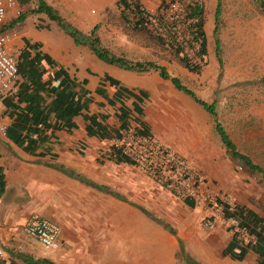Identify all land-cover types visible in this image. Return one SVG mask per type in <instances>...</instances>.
<instances>
[{
	"label": "crops",
	"instance_id": "0c3cea01",
	"mask_svg": "<svg viewBox=\"0 0 264 264\" xmlns=\"http://www.w3.org/2000/svg\"><path fill=\"white\" fill-rule=\"evenodd\" d=\"M43 1L81 33L87 35L93 30L99 44L111 54L130 61H153L136 41L124 36L118 42L110 17L119 15V10L106 9L110 1L96 0V9L87 11L82 9L80 0ZM259 3L263 5L260 0ZM28 11L20 13L24 14L21 22L8 27L11 42L18 51L24 47V41L37 43L38 49L56 64L47 69V74L61 68L75 80L86 92L83 98L87 105L82 114H104L105 124L116 129L119 106L123 104L130 112L129 129L137 127L134 120L142 121L153 137L192 162L206 182L222 193L234 194L239 183L231 173L220 142L210 131L209 115L200 105L160 78L156 70H126L108 64L98 59L88 45L75 44L44 14ZM243 15L259 17L255 10ZM13 16L14 12H9L5 20ZM26 18L30 24L19 25ZM244 24L247 33L250 27L258 28L262 22L247 19ZM43 30L52 32L40 33ZM258 35L259 30L257 42ZM159 64L169 74L167 65L162 61ZM104 76L118 81L134 97L118 89L120 98H113L115 87ZM95 89L102 93H95ZM7 98L15 100L6 97L0 101L6 126L11 114V106L4 105ZM133 106L140 110V115L133 111ZM262 110L256 107L252 112L259 117ZM71 122V127L45 131L46 140L33 151L0 135V245L8 264H26L24 258L45 259L51 264H184L177 255L178 241L187 256L199 264H257L256 255L250 250L241 260L222 256L231 237L226 227L216 225L208 230L200 218L186 217L172 222V234L150 219L138 218L130 208L116 205V162L109 152L110 147H116L114 138L87 136L81 115L72 117ZM181 202L186 209L193 210L194 206ZM236 204L264 218L246 201ZM116 206L123 208L122 215H116ZM30 214L58 224V249L45 250L24 233Z\"/></svg>",
	"mask_w": 264,
	"mask_h": 264
},
{
	"label": "rangeland",
	"instance_id": "374dc122",
	"mask_svg": "<svg viewBox=\"0 0 264 264\" xmlns=\"http://www.w3.org/2000/svg\"><path fill=\"white\" fill-rule=\"evenodd\" d=\"M105 1L107 3L110 1L106 5V9L117 10L115 0ZM193 1H197L202 6L206 44V54L203 58L205 64L198 72H191L183 68L172 50L167 45L162 46L155 40L154 34L156 33L151 29L157 25L156 15L159 14H162V19L166 23H181L182 17H184L182 6L187 3V0H174L165 11L157 10L160 0H140L145 12L153 16L150 19L153 26H149L151 35L144 31L133 30L124 25L119 15H112L110 20L116 26L117 40L120 42V37L123 39L125 36L136 41L148 53L145 54L146 56L158 64L161 61L165 63L169 74L176 76L186 87L193 90L198 98L206 102L215 101L216 118L237 150L249 156L254 163L264 169V111L262 110L259 117L258 114L252 112V109L256 107L264 109V6L260 5L259 0ZM217 2L219 4L217 37L219 36L220 66L214 55V35L212 34L213 12ZM34 4L35 0H28L21 6L17 4L16 12L12 18L20 13H26L34 7ZM80 5L84 11H87L88 8L95 10L97 1L80 0ZM244 10L245 13H243ZM252 10H255L259 17L242 16V14H246V11L251 12ZM12 18L0 24V33L10 32L6 26ZM247 19H260L262 24L258 28L250 27V31L246 33L244 22ZM28 24H30L29 18H26L19 25L27 26ZM2 28L4 29L1 30ZM258 30L259 42H257ZM50 32L43 30L40 33L48 34ZM12 49L13 54L17 55L18 49L14 42ZM184 52L192 60H197L191 50L185 49ZM247 87H249L248 93L246 92ZM208 122L210 131L216 136L210 117ZM221 147L224 150L222 145ZM224 154L225 159L232 167V175L239 183L234 194H226L217 190L211 182H206L192 162L185 159L211 198L209 204L205 203L200 207H194L193 210L186 209L181 202L182 199L178 198L172 190L158 185L137 164L116 163V205L126 206L138 218L150 219L166 231L173 230L174 233L172 222L186 217H198L202 224L210 222L214 227L216 225L226 227L220 208L213 202L215 198L229 204L244 200L264 216V185L258 176L249 174L240 163L231 159L225 150ZM118 207L116 206V215L118 212L122 215L123 208ZM204 228L206 227L204 226ZM177 255L181 259L178 253Z\"/></svg>",
	"mask_w": 264,
	"mask_h": 264
},
{
	"label": "trees",
	"instance_id": "16d2710c",
	"mask_svg": "<svg viewBox=\"0 0 264 264\" xmlns=\"http://www.w3.org/2000/svg\"><path fill=\"white\" fill-rule=\"evenodd\" d=\"M173 1L160 0L157 10L165 11ZM26 2L28 0H17L20 6ZM115 5L119 10V17L124 25L131 27L133 30L150 34L149 26H153L150 19L153 16L145 12L140 0H115ZM182 9L184 17H182L181 23H166L162 19V14H159L156 15L157 25L151 29L156 33L154 34L155 40L162 46L167 45L183 68L191 72H198L202 65L205 64L203 58L206 54L202 6L197 1L187 0ZM28 12L44 14L72 38L75 44L88 45L98 59L108 64H113L126 70H156L160 78L168 80L176 90L181 91L202 107L211 118L213 131L228 156L240 163L249 174L258 176L260 182L264 185V169L254 163L249 156L237 150L216 118L215 101L206 102L198 98L176 76L169 75L163 65L153 61H130L111 54L99 44L93 30L87 35L81 33L43 0H35L34 7ZM218 15L219 4L217 2L213 12L212 34L214 35V55L217 64L220 66L221 60L218 57L219 39L217 37ZM23 19L24 14H18L7 23L6 28L12 27ZM38 46L37 43L24 41V47L16 55V69L22 78V82L19 84L15 94L11 96L15 97V100L10 98L4 100V105L11 106L10 123L6 126L4 133L7 138L24 150L33 151L46 140L45 131L71 127V119L76 115H81L82 120L86 122L85 131L87 136L111 139L118 137L121 131L129 130L128 120L130 112L123 104L119 106V125L116 129L109 128L105 124L107 116L104 114H82V110L87 105L85 98H83L86 97V92L81 87H78L75 80L69 78L61 68H55L47 74V69L54 68L56 64L46 53L41 52ZM185 49L191 50L197 60L189 58L184 52ZM46 74L47 77L43 79ZM104 79L115 87L113 98H120L118 89H121L124 94L134 97L129 90L121 86L115 79L108 76H104ZM95 93L100 94L102 92L95 89ZM138 93L140 94L141 92L139 91ZM19 104H22V106H19ZM133 111L137 115L141 114L140 110L134 106ZM134 122L137 127L130 129L141 134H149L148 127L142 121L134 120ZM109 149L116 163L133 164L129 158L119 153L116 147H110ZM182 200L186 205L193 207L191 201ZM216 203L220 206L223 220L227 222L226 230L231 233L229 242L221 252L222 256H228L233 260H241L246 251L250 250L256 255V263L264 264V218L256 216L253 211L243 205L229 204L217 199ZM169 232L173 234L172 230H169ZM178 254L184 264H199L187 256L180 241H178ZM23 261H26V264H51L45 259L31 260L24 258Z\"/></svg>",
	"mask_w": 264,
	"mask_h": 264
},
{
	"label": "built area",
	"instance_id": "2783aa9c",
	"mask_svg": "<svg viewBox=\"0 0 264 264\" xmlns=\"http://www.w3.org/2000/svg\"><path fill=\"white\" fill-rule=\"evenodd\" d=\"M264 5V0H260ZM17 0H0V24L9 12H16ZM21 76L16 69V54H13L11 36L7 32L0 33V101L15 94ZM6 123L0 109V135H4ZM114 145L122 155L129 158L133 164L142 168L158 185L172 190L180 199H187L194 207L211 202L210 196L204 190L197 174L187 164L185 158L161 143L149 134H141L129 129L121 131L114 138ZM217 207L216 198L213 200ZM203 225L212 229L213 223ZM24 233L34 238L43 249L56 250L59 247V226L54 221L39 214H30ZM0 264H8L4 249L0 245Z\"/></svg>",
	"mask_w": 264,
	"mask_h": 264
}]
</instances>
